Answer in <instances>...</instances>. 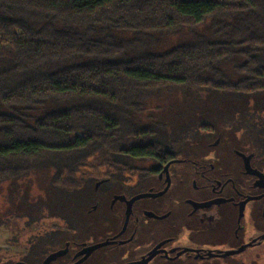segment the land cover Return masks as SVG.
<instances>
[{
	"label": "trees",
	"instance_id": "16d2710c",
	"mask_svg": "<svg viewBox=\"0 0 264 264\" xmlns=\"http://www.w3.org/2000/svg\"><path fill=\"white\" fill-rule=\"evenodd\" d=\"M204 89L264 91V0H0V182L53 168L71 211L72 190L172 143L166 128L200 126L144 115L152 98L181 90L199 113ZM241 115L264 139L263 112Z\"/></svg>",
	"mask_w": 264,
	"mask_h": 264
},
{
	"label": "flooded vegetation",
	"instance_id": "af4514ba",
	"mask_svg": "<svg viewBox=\"0 0 264 264\" xmlns=\"http://www.w3.org/2000/svg\"><path fill=\"white\" fill-rule=\"evenodd\" d=\"M194 120L199 127L166 135L172 143L149 145L151 157L82 187L61 223L4 244L0 264L263 260L264 139L219 114Z\"/></svg>",
	"mask_w": 264,
	"mask_h": 264
},
{
	"label": "rangeland",
	"instance_id": "374dc122",
	"mask_svg": "<svg viewBox=\"0 0 264 264\" xmlns=\"http://www.w3.org/2000/svg\"><path fill=\"white\" fill-rule=\"evenodd\" d=\"M184 36L171 35L166 37L159 47L161 50L168 49L179 43ZM234 64L235 59L225 62V67L231 70L233 77H235ZM204 90L205 92L199 97L198 101L201 102L200 105L204 104L206 106L205 111L199 113L186 112L185 110L189 107V100L185 99L186 96L183 95L181 90H174L163 92L157 98H152L148 105L149 110L147 109L144 115L151 114L156 118L164 119L165 122L169 120V123L172 124L175 123L178 116L184 117L190 113H192V116L215 113L228 118L236 117L237 120H234L236 122L240 121L239 117L247 110L262 111L264 114V91L238 95ZM0 109H2L1 105ZM163 132L172 141L173 137L177 136L169 127ZM250 138L254 142L256 141L253 137ZM104 172L105 169L100 170V174ZM53 174L54 169L45 166L35 170L32 169L31 172L17 179L0 182V257L4 256V244L17 241L21 234L39 233V230L46 229L53 223L62 222V214L59 210L67 203V200L62 198L70 195L51 186L50 181ZM79 189L77 192L72 190L71 193L74 199H78L82 193V189ZM84 197L86 195L82 197L83 201H85ZM77 203L78 201L69 204L70 209L77 208ZM250 264H264V259Z\"/></svg>",
	"mask_w": 264,
	"mask_h": 264
}]
</instances>
